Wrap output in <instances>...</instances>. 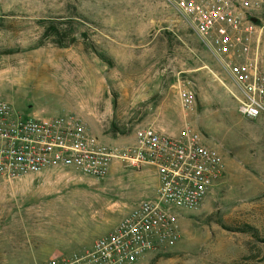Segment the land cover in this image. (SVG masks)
<instances>
[{
    "label": "rangeland",
    "instance_id": "obj_1",
    "mask_svg": "<svg viewBox=\"0 0 264 264\" xmlns=\"http://www.w3.org/2000/svg\"><path fill=\"white\" fill-rule=\"evenodd\" d=\"M264 68V36L261 45ZM196 95L192 111L178 88ZM227 71L165 0H0V99L23 116L77 114L103 142L188 122L225 172L180 239L136 264H264V117L238 112ZM155 170L47 171L0 183V264L81 254L142 199Z\"/></svg>",
    "mask_w": 264,
    "mask_h": 264
},
{
    "label": "built area",
    "instance_id": "obj_2",
    "mask_svg": "<svg viewBox=\"0 0 264 264\" xmlns=\"http://www.w3.org/2000/svg\"><path fill=\"white\" fill-rule=\"evenodd\" d=\"M185 20L227 71L238 112L264 117V0H165ZM180 105L192 111L195 93L178 88ZM114 164L153 168L154 195L135 203L109 232L81 254L25 264H136L144 255L173 247L179 219L196 212L225 172L218 151L185 122L173 135L147 125L123 142H103L83 119L34 118L16 113L0 99V183L47 171H72L104 178Z\"/></svg>",
    "mask_w": 264,
    "mask_h": 264
},
{
    "label": "crops",
    "instance_id": "obj_3",
    "mask_svg": "<svg viewBox=\"0 0 264 264\" xmlns=\"http://www.w3.org/2000/svg\"><path fill=\"white\" fill-rule=\"evenodd\" d=\"M77 113V112H76ZM151 126V125H150ZM153 127V126H152ZM156 129V128H155Z\"/></svg>",
    "mask_w": 264,
    "mask_h": 264
}]
</instances>
